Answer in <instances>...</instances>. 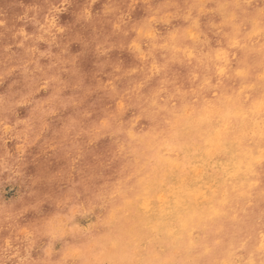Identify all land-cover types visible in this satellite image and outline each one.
I'll return each mask as SVG.
<instances>
[{"label":"clouds","instance_id":"1","mask_svg":"<svg viewBox=\"0 0 264 264\" xmlns=\"http://www.w3.org/2000/svg\"><path fill=\"white\" fill-rule=\"evenodd\" d=\"M0 264H264V0H0Z\"/></svg>","mask_w":264,"mask_h":264}]
</instances>
